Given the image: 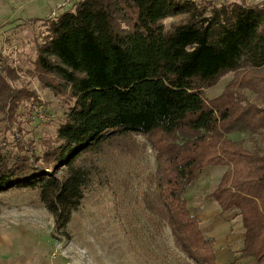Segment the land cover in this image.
Returning <instances> with one entry per match:
<instances>
[{"label":"trees","instance_id":"obj_1","mask_svg":"<svg viewBox=\"0 0 264 264\" xmlns=\"http://www.w3.org/2000/svg\"><path fill=\"white\" fill-rule=\"evenodd\" d=\"M171 16L181 19L166 29L161 22ZM42 26L33 71L66 97V111L39 145L20 135L0 144V192L35 191L65 230L93 182L84 157L144 134L156 162L145 210L167 225L177 248L194 264H216L214 239L185 195L202 169L226 168L207 199L241 219L235 259L264 264V106L244 94L264 90V0H76ZM227 73L235 79L206 100L204 90ZM6 78L0 119L13 133L17 108L33 96ZM235 132L258 135L263 147L245 148L228 138Z\"/></svg>","mask_w":264,"mask_h":264},{"label":"rangeland","instance_id":"obj_2","mask_svg":"<svg viewBox=\"0 0 264 264\" xmlns=\"http://www.w3.org/2000/svg\"><path fill=\"white\" fill-rule=\"evenodd\" d=\"M76 0H0V75L7 77L13 89H26L33 96L21 104L15 114L12 132L0 119V144L12 142L15 136L24 141L52 138L66 111V97L44 81L39 82L33 71L36 48L45 34L43 23L64 11L71 10ZM215 5L239 0H194ZM248 5L262 0H245ZM181 17H168L161 23L166 29ZM235 79L233 73L223 75L203 96L210 101L219 97ZM258 81V80H257ZM258 89V88H257ZM249 103L264 106V90L245 91ZM18 130V133H17ZM20 131V132H19ZM15 134V135H14ZM242 142L247 149L254 143L263 147L258 135L235 132L228 135ZM84 164L93 173L78 211L72 214L65 230L54 226L51 215L44 209L35 191L11 190L0 192V232L19 228L25 222L38 223L36 237H45L51 249L49 260L62 257L73 264H194L175 245L165 223L145 210V199L155 190L156 162L154 152L144 134H130L105 145L95 155L84 157ZM226 168L207 167L196 176L186 192V201L194 214L208 210L215 202L207 196L219 184ZM220 212V211H219ZM217 219L216 226L206 237L217 242H229L230 249L242 248L241 219L231 213ZM17 230V229H16ZM44 239L34 241L33 252L45 248ZM219 251V247L217 249ZM37 262L39 254L35 256ZM241 264H255L248 259Z\"/></svg>","mask_w":264,"mask_h":264},{"label":"crops","instance_id":"obj_3","mask_svg":"<svg viewBox=\"0 0 264 264\" xmlns=\"http://www.w3.org/2000/svg\"><path fill=\"white\" fill-rule=\"evenodd\" d=\"M187 201V206H188ZM217 206V205H216ZM218 207V206H217ZM189 209V206H188ZM219 209V208H218ZM190 211V209H189ZM220 211V210H219ZM218 210L213 207L212 203L208 207V210L203 208L197 209L195 213H191L199 220V228L203 233L210 234L213 232L214 226H216V221L218 218L223 216L225 219H228L226 216L234 213L227 212L221 214ZM240 217L237 216L233 221H239ZM37 222L28 221L25 222L24 225H20L19 228L14 227L9 231L0 232V264H71L67 260L59 257V259H55L52 261L45 256L51 249V244L49 241L45 239V237H36ZM17 229V230H16ZM243 233V229H242ZM206 234H204L206 236ZM214 239V247H215V263L216 264H241V262L246 261L247 259H235L234 252L239 251L240 249H230L229 242L226 241L224 244L221 242H217L213 236H208ZM43 238L45 248H40V252H33L36 244H33L34 241L41 240ZM217 246L219 247V251L216 250ZM242 247V246H241ZM48 249V252H47ZM39 254V260L37 262V256ZM73 264H83L81 259H75Z\"/></svg>","mask_w":264,"mask_h":264},{"label":"built area","instance_id":"obj_4","mask_svg":"<svg viewBox=\"0 0 264 264\" xmlns=\"http://www.w3.org/2000/svg\"><path fill=\"white\" fill-rule=\"evenodd\" d=\"M230 264V263H229Z\"/></svg>","mask_w":264,"mask_h":264}]
</instances>
